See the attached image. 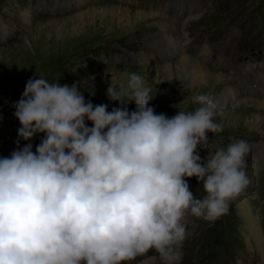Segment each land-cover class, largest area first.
Segmentation results:
<instances>
[{
  "label": "clouds",
  "instance_id": "obj_1",
  "mask_svg": "<svg viewBox=\"0 0 264 264\" xmlns=\"http://www.w3.org/2000/svg\"><path fill=\"white\" fill-rule=\"evenodd\" d=\"M151 92L132 72L119 91L108 88L121 102L109 111L76 84L27 81L14 104L17 145L44 137L35 152L29 142L0 158V264H126L149 250L180 264L185 217L227 214L251 183L249 143L232 139L202 161L207 134L222 130L214 96L194 95L197 107L169 117L148 106Z\"/></svg>",
  "mask_w": 264,
  "mask_h": 264
},
{
  "label": "rangeland",
  "instance_id": "obj_2",
  "mask_svg": "<svg viewBox=\"0 0 264 264\" xmlns=\"http://www.w3.org/2000/svg\"><path fill=\"white\" fill-rule=\"evenodd\" d=\"M137 10L162 12L165 18L138 19ZM163 33L177 42L178 52L162 46ZM205 46L210 53L205 65L229 77L239 99L264 100V0H0V158L29 142L35 152L44 137L39 133L17 145L21 125L14 104L30 78L76 84L86 102L107 104L111 111L121 102L109 98L108 88L119 91L136 72L152 89L148 106L169 117L197 107L194 95L211 93L222 130L207 134L209 142L198 148L199 155L203 161L235 138L249 143L245 162L251 183L243 196L259 234L247 238L250 229H245L237 197L214 222L187 215L180 264H264V108L233 112V100H220L225 85L216 94L213 86L194 83L190 70L180 66L182 57L197 60ZM126 103L130 112L135 110L134 101ZM256 117L260 125L250 123ZM186 179L194 196L202 198V184L195 177ZM126 264L163 261L149 250Z\"/></svg>",
  "mask_w": 264,
  "mask_h": 264
},
{
  "label": "bare ground",
  "instance_id": "obj_3",
  "mask_svg": "<svg viewBox=\"0 0 264 264\" xmlns=\"http://www.w3.org/2000/svg\"><path fill=\"white\" fill-rule=\"evenodd\" d=\"M118 9H121L122 11L128 12V13L133 12V11H130L129 8H125L122 6H119ZM134 12L136 16H138V19H142V20H145V19L147 20V18H157V17L165 18V15H163L162 12L161 13L158 11L154 12L153 10L152 11L137 10ZM159 26H163V25L159 24ZM162 46L168 47L173 52H178V49H179L177 42L174 39L166 36V34L164 33L162 35ZM181 50H183V47L181 48ZM208 59H210V53H209L208 46H205L202 50V54H200L197 60L191 58L189 54H183L182 63L180 64V66L182 68L190 70L191 78L194 81V83L196 84L201 83L206 86L211 85L213 86V89L216 91V94H219L221 91L222 85H225L226 87L220 96V100L223 104L229 102V100L230 101L233 100L235 103L233 104V107H232L233 112L235 111L237 112L239 110H242L243 108L250 107V106L264 108V100L256 101L254 99H251V96H249V98L247 96L245 98L239 99L240 94L238 93V90L237 91L234 90L229 85V82H228L230 80L229 77L225 78L224 74H222L221 72L217 70H212L205 65L207 62H209ZM249 102L254 103V105H248ZM235 115L233 116V118H236ZM233 118H228V119L232 120ZM255 119H253V121H250V123L254 125H260L261 119L259 117H256ZM244 192L245 190L239 196H237V202H238L239 209L242 213V216L245 219V223H246L245 229H250V231L246 232L247 238L250 240L251 235L257 236L259 234V226H258L256 219L254 218V214L250 208L249 203L243 196Z\"/></svg>",
  "mask_w": 264,
  "mask_h": 264
}]
</instances>
